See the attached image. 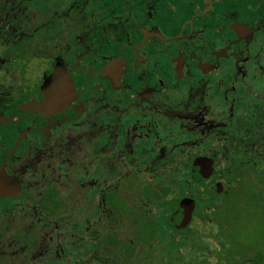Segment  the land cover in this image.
Here are the masks:
<instances>
[{
    "label": "flooded vegetation",
    "instance_id": "obj_1",
    "mask_svg": "<svg viewBox=\"0 0 264 264\" xmlns=\"http://www.w3.org/2000/svg\"><path fill=\"white\" fill-rule=\"evenodd\" d=\"M0 170V264H101L132 196L189 227L263 191L264 0H0Z\"/></svg>",
    "mask_w": 264,
    "mask_h": 264
},
{
    "label": "rangeland",
    "instance_id": "obj_2",
    "mask_svg": "<svg viewBox=\"0 0 264 264\" xmlns=\"http://www.w3.org/2000/svg\"><path fill=\"white\" fill-rule=\"evenodd\" d=\"M260 190L246 179L232 198L219 196V209L208 219L195 217L184 229L165 222L158 231L142 230L149 225V215L142 206H128V220L123 222L132 243L128 264H264V190ZM128 201L149 202L143 195Z\"/></svg>",
    "mask_w": 264,
    "mask_h": 264
},
{
    "label": "trees",
    "instance_id": "obj_3",
    "mask_svg": "<svg viewBox=\"0 0 264 264\" xmlns=\"http://www.w3.org/2000/svg\"><path fill=\"white\" fill-rule=\"evenodd\" d=\"M150 196L151 195H147L149 205H147V207L143 209V212L149 215L150 222H149V225L143 224L144 226L142 227L143 228L142 230H146L145 229L146 227H152L154 231L156 230L158 231V228L162 226V224H164L165 222H168V224L171 227L175 228L169 222V217H170L169 215L173 211L179 198H177L173 202L167 201L166 192H162L161 194L154 193L152 194L153 197H150ZM151 198L152 199L154 198V200H152ZM218 209H219V206L217 210ZM135 214L138 215V213H135ZM128 236H129V233H128ZM131 244L132 243L129 241L125 243L117 242L115 244V248H116L115 253L111 254L112 255L111 257H102L101 264H128V252L130 251Z\"/></svg>",
    "mask_w": 264,
    "mask_h": 264
},
{
    "label": "water",
    "instance_id": "obj_4",
    "mask_svg": "<svg viewBox=\"0 0 264 264\" xmlns=\"http://www.w3.org/2000/svg\"><path fill=\"white\" fill-rule=\"evenodd\" d=\"M197 168L203 169L202 164L195 163L193 165V175L198 171ZM212 168L208 169V173L211 174ZM207 177V176H206ZM16 188L13 179L8 177L3 171L0 170V197L11 196ZM216 193H221L222 185L216 184ZM194 211V201L183 199L181 200L178 208L170 216V222L176 229H184L188 226L192 219V213Z\"/></svg>",
    "mask_w": 264,
    "mask_h": 264
}]
</instances>
